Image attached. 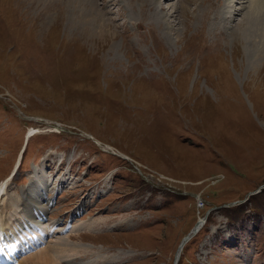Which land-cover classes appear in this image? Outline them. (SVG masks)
Listing matches in <instances>:
<instances>
[{"label": "rangeland", "instance_id": "374dc122", "mask_svg": "<svg viewBox=\"0 0 264 264\" xmlns=\"http://www.w3.org/2000/svg\"><path fill=\"white\" fill-rule=\"evenodd\" d=\"M91 1L87 25L72 0H0V180L21 158L0 218L46 185L60 228L42 246L69 237L57 264H264L251 0Z\"/></svg>", "mask_w": 264, "mask_h": 264}, {"label": "bare ground", "instance_id": "6f19581e", "mask_svg": "<svg viewBox=\"0 0 264 264\" xmlns=\"http://www.w3.org/2000/svg\"><path fill=\"white\" fill-rule=\"evenodd\" d=\"M239 1L240 0H232V5L236 6L238 4L242 7V2ZM72 2L75 4L74 8L78 11L77 15L80 17L79 20H82L83 23H87V25L96 21V18L93 15L94 5L91 0H72ZM244 8L246 10L243 14V20H245L243 23L245 28H243L249 35L260 40L258 42L264 46V1L251 0L246 6H243V9ZM238 9V7H235V9L232 8L231 13L233 14V12ZM92 16H94L93 20ZM98 22L99 23L96 24L97 30L103 34L106 26L104 25V22ZM30 135L31 134H28V136ZM8 179L9 178L2 179L0 181V203L2 197L6 194ZM46 188H48L46 185L38 187V185L32 183L29 184L27 188L20 191L19 201L21 204H19L22 209H25V211L23 213L16 212L15 210L17 209V206H14V204L17 202H15L13 203L14 211L7 212L3 218H0V264L3 262L11 263L18 257H22V260H20L23 264H57L58 260L62 259V257H66L62 256V254L65 250L64 247H66L65 242L69 240V237L59 239V242L56 244L48 242L46 245L42 246L45 242L44 240L48 236L51 237L54 233H58L60 228L58 222L52 220L46 222V215L49 214V208L54 198L53 195L50 196L47 193ZM79 209H82L81 206L78 207L77 210ZM200 219L202 220L199 221ZM203 219L205 220L204 217L199 218V222L197 221L198 224L196 223L197 226L195 225L196 227L193 228L194 230L183 237V240L177 249V257L180 256L188 238L190 237L191 239L195 235L194 232L196 233L200 227L202 228L204 225ZM84 227L91 228V223L82 220L77 224L69 222L68 227L63 228L62 233H67ZM83 248L85 247L80 249ZM71 250L75 252L76 248L73 247ZM73 254L74 253H72V255ZM67 256H71V254H67Z\"/></svg>", "mask_w": 264, "mask_h": 264}, {"label": "water", "instance_id": "95a60500", "mask_svg": "<svg viewBox=\"0 0 264 264\" xmlns=\"http://www.w3.org/2000/svg\"><path fill=\"white\" fill-rule=\"evenodd\" d=\"M176 262H177V257L175 256V257H174V263H176Z\"/></svg>", "mask_w": 264, "mask_h": 264}]
</instances>
